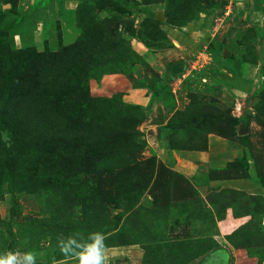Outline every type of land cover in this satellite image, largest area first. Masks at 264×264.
<instances>
[{"label": "rangeland", "instance_id": "1", "mask_svg": "<svg viewBox=\"0 0 264 264\" xmlns=\"http://www.w3.org/2000/svg\"><path fill=\"white\" fill-rule=\"evenodd\" d=\"M97 232L103 264H264V0H0V257Z\"/></svg>", "mask_w": 264, "mask_h": 264}, {"label": "clouds", "instance_id": "2", "mask_svg": "<svg viewBox=\"0 0 264 264\" xmlns=\"http://www.w3.org/2000/svg\"><path fill=\"white\" fill-rule=\"evenodd\" d=\"M90 243L84 245H76L82 249L78 253L79 264H103V235L99 232L89 235ZM61 250L68 253L73 252L74 247L64 241H60ZM0 264H34V256L31 253H26L22 261L18 260L16 255L9 254L7 257H0Z\"/></svg>", "mask_w": 264, "mask_h": 264}, {"label": "crops", "instance_id": "3", "mask_svg": "<svg viewBox=\"0 0 264 264\" xmlns=\"http://www.w3.org/2000/svg\"><path fill=\"white\" fill-rule=\"evenodd\" d=\"M239 114H241V113L239 112ZM220 143L221 142L218 139H216L215 137L210 136L209 137L208 150L199 151V152L198 151L197 152H191V153H187V152L186 153H181V154H183L185 156V158L182 161V165L184 167L179 166V164L177 163V164L174 165L175 168L182 170L186 175H187V172L188 173L190 172V170L192 169V166L190 167L189 166V161L187 162V159H188L187 155L189 156V158L190 157L195 158L197 164H199L201 162H205V160H204L205 158H209V160H211L210 162H214L215 159L216 160L222 159L223 158V154H226V155L228 154L227 153L228 149H226V148L222 149L221 147L220 148L217 147ZM220 149H222L221 154H219L220 152H218ZM177 154H179V153H177ZM169 156H172V155H169ZM210 156L213 157V158H210ZM168 163L171 164L169 162V158H168Z\"/></svg>", "mask_w": 264, "mask_h": 264}, {"label": "water", "instance_id": "4", "mask_svg": "<svg viewBox=\"0 0 264 264\" xmlns=\"http://www.w3.org/2000/svg\"><path fill=\"white\" fill-rule=\"evenodd\" d=\"M163 122H164L163 113H162V111H159L157 117L153 118V123L161 125V124H163ZM241 128H243V126Z\"/></svg>", "mask_w": 264, "mask_h": 264}, {"label": "trees", "instance_id": "5", "mask_svg": "<svg viewBox=\"0 0 264 264\" xmlns=\"http://www.w3.org/2000/svg\"><path fill=\"white\" fill-rule=\"evenodd\" d=\"M242 123L247 124V120L246 119L242 120ZM243 126H244V124H243Z\"/></svg>", "mask_w": 264, "mask_h": 264}]
</instances>
